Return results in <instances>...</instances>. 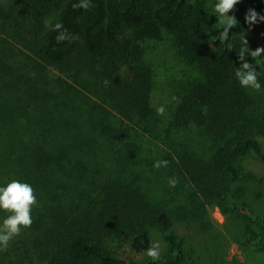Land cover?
Returning a JSON list of instances; mask_svg holds the SVG:
<instances>
[{
  "label": "trees",
  "instance_id": "obj_1",
  "mask_svg": "<svg viewBox=\"0 0 264 264\" xmlns=\"http://www.w3.org/2000/svg\"><path fill=\"white\" fill-rule=\"evenodd\" d=\"M246 1L264 16V0ZM77 2L0 0V18L18 27L14 34L0 32V186L27 182L39 203L31 228L9 246L15 259L0 252V264H128L123 247L146 253L153 227L167 252L146 264H197L175 230L172 209L157 202L138 175L139 168L147 170L144 154L128 139L136 128L149 131L160 121L155 71L143 43L170 33L180 56L203 74L183 93L170 130L195 127L222 144L205 160L165 141L170 155L157 160L169 163L159 171L178 176L180 192L193 188L205 204L249 222V206H238L231 194L246 175L239 160L255 153L264 161V149L254 96L234 74L238 26L220 43L222 29L208 0H91L88 10L74 9ZM22 6L27 26L18 21ZM57 22L77 39L57 43ZM245 62L252 64L249 55ZM50 69L63 76L53 78ZM56 99L63 105L58 110ZM18 240L23 244L16 247Z\"/></svg>",
  "mask_w": 264,
  "mask_h": 264
},
{
  "label": "rangeland",
  "instance_id": "obj_2",
  "mask_svg": "<svg viewBox=\"0 0 264 264\" xmlns=\"http://www.w3.org/2000/svg\"><path fill=\"white\" fill-rule=\"evenodd\" d=\"M214 3L215 0H208V6L213 13H215ZM249 9H251L250 4L246 0H241L229 15L235 16L239 21L236 39L241 42V32H244L248 41L247 47L255 50L264 47V21L252 25L246 23L245 16ZM17 15L18 21L23 22V25L30 24L24 6L19 7ZM5 19V17L0 18V32L5 30L14 34L18 27H15L14 21L8 20V24L4 23ZM216 24L219 25L217 19ZM143 46L145 60L155 71L153 104L156 109L163 106L165 112L163 115H158L160 121L155 127L149 131L136 128L133 131L135 138H128L134 145H140L142 150L139 153L144 154L142 158L145 159L142 164L146 165L144 168L147 170L143 171L138 166L140 170L138 175L143 179V183H149L150 188L147 189L154 194V199L172 209L175 230L180 238L184 239V248L189 257L197 264H264V161L255 153L241 158L239 162L244 166L246 175L233 186L231 194V200L238 206L243 203L249 206L248 214L253 221H245L236 213L224 214L215 204H205L206 201L197 196L193 188L187 187L184 192H180L176 187L170 188L169 178L176 176H172L174 174L169 171L160 172L153 167L159 156L170 155L165 141L172 144L180 142L186 151L205 160L211 159L222 144L213 141L195 127L186 132L170 130L172 114L183 93L193 84L201 82L203 74L199 67L189 65L180 56L178 43L168 32H164L161 40H148ZM250 58L256 71L259 72L258 79L262 85L260 92L252 90L251 92L255 99L252 113L255 115V122L258 123L257 139L264 149V61L258 66L251 56ZM49 73L53 78L63 76L58 70L50 69ZM58 92L59 89L56 90V93ZM57 102L56 99L55 108L58 110L63 105L60 106ZM69 107L71 108L70 103ZM163 190H166V193H163ZM194 198L197 199V205L193 201ZM3 219L0 217V222ZM17 239L19 238L16 237L14 240ZM151 239L152 243L156 241L160 243L161 254L167 252V244L157 227L151 229ZM22 244L23 242L18 240L15 246L19 247ZM125 250L126 254H121L127 259L128 264H146L151 259L145 253L137 254L123 247L122 252ZM4 252L9 254L8 259H15L13 247H9Z\"/></svg>",
  "mask_w": 264,
  "mask_h": 264
},
{
  "label": "clouds",
  "instance_id": "obj_3",
  "mask_svg": "<svg viewBox=\"0 0 264 264\" xmlns=\"http://www.w3.org/2000/svg\"><path fill=\"white\" fill-rule=\"evenodd\" d=\"M241 0H215L214 12L216 13L217 23L221 26L218 34L220 43H225L229 38V30L238 26L239 21L233 15H229L234 11L235 6ZM92 6L91 0H78L72 7L74 9L88 10ZM264 21V16H258L255 10L249 9L245 16V22L249 25ZM53 30L57 32L55 40L57 43L64 41H75L77 37L69 33L68 29L60 22L53 26ZM248 41L245 39V33L241 32V47L238 51L240 66L235 70V78L240 86L245 89H251L254 92H260L262 85L258 79L259 72L253 64L245 62L246 56L250 55L255 61V65L260 66V62L264 61L262 53L264 47H258L250 50ZM158 115H163L165 109L163 106L156 109ZM167 160H157L153 167L160 169L168 166ZM170 188H175L179 184V178L172 177L168 181ZM39 207L35 189L27 182L13 179L5 186H0V211L7 213L6 217L0 222V252L7 251L11 242L18 237L23 230L31 228L33 224L32 211ZM146 256L153 261L161 259V245L158 241L153 242L146 250Z\"/></svg>",
  "mask_w": 264,
  "mask_h": 264
}]
</instances>
